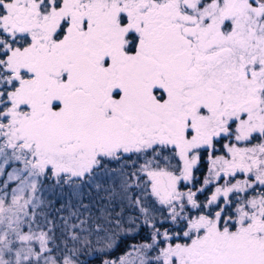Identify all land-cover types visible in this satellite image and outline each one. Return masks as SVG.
Wrapping results in <instances>:
<instances>
[{
	"label": "snow or ice",
	"instance_id": "snow-or-ice-1",
	"mask_svg": "<svg viewBox=\"0 0 264 264\" xmlns=\"http://www.w3.org/2000/svg\"><path fill=\"white\" fill-rule=\"evenodd\" d=\"M264 264V0H0V264Z\"/></svg>",
	"mask_w": 264,
	"mask_h": 264
},
{
	"label": "trees",
	"instance_id": "trees-1",
	"mask_svg": "<svg viewBox=\"0 0 264 264\" xmlns=\"http://www.w3.org/2000/svg\"><path fill=\"white\" fill-rule=\"evenodd\" d=\"M93 264H97V262L96 261H93Z\"/></svg>",
	"mask_w": 264,
	"mask_h": 264
}]
</instances>
